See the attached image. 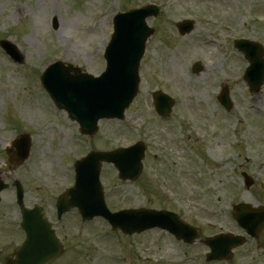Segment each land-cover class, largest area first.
Listing matches in <instances>:
<instances>
[{
	"label": "rangeland",
	"instance_id": "rangeland-1",
	"mask_svg": "<svg viewBox=\"0 0 264 264\" xmlns=\"http://www.w3.org/2000/svg\"><path fill=\"white\" fill-rule=\"evenodd\" d=\"M149 3L161 5L163 14L149 21L158 32L147 44L139 94L124 121H101L91 141L52 103L40 75L58 60L100 74L115 14ZM187 18L196 27L182 36L176 23ZM238 38L264 44V0H0V40L12 41L24 57L17 65L0 48V168L8 166L6 143L29 132L30 159L13 174L24 186L26 205L44 207L66 247L53 264H170L175 251L171 237L158 229L126 236L102 218L83 223L76 210L57 223L56 201L74 183L76 159L92 148L112 150L139 139L149 147L144 175L157 179L161 196L145 195L140 180L120 181L116 169L105 164L102 184L112 211L143 206L183 212L188 205L213 206L212 198L202 201L201 196L216 181L222 183L220 189L241 187L240 202L257 205L264 199V86L252 95L241 78L247 62L234 48ZM200 61L203 70L194 74L193 64ZM223 82L234 103L230 113L215 102ZM157 90L177 101L170 122H161L154 111L152 93ZM178 132L191 157L185 184L171 173L179 166L170 164L183 161L177 157L182 155ZM243 172L257 183L249 191L237 177ZM196 215V210L185 213L192 221ZM19 223L10 188L0 204V264L23 241Z\"/></svg>",
	"mask_w": 264,
	"mask_h": 264
},
{
	"label": "water",
	"instance_id": "water-1",
	"mask_svg": "<svg viewBox=\"0 0 264 264\" xmlns=\"http://www.w3.org/2000/svg\"><path fill=\"white\" fill-rule=\"evenodd\" d=\"M145 16L144 11H131L127 15L116 18V32L106 51L108 71L101 78L94 79L91 76L82 75L78 70L76 75L72 76L71 68H65L62 63L51 65L43 74L42 82L45 87L58 105L66 109L71 118L80 123L84 134L92 136L96 133L97 122L101 118H122L125 108L134 98L137 92L138 65L143 54L144 40L150 33L144 27ZM126 18L131 22L132 29L129 37L122 42L124 35L120 23L125 25ZM129 19H137V21ZM192 26L191 22L185 23L180 26V31L183 34L190 32L193 29ZM0 45L14 60L22 61L23 57L15 45L8 41H2ZM236 47L245 52L251 62L253 74L261 64L264 68V50L261 45L251 41H237ZM247 78L250 79L251 90L257 91L263 84L264 75H261L258 82L253 80L254 77L251 74H248ZM164 101L158 105L159 110L169 109ZM221 102L226 104L223 98ZM30 145L27 136L21 137L14 143L16 159H11L13 165H19L28 158ZM139 147L114 153H91L87 158L79 161L76 164L75 187L62 195L58 202L59 216L77 207L85 221L95 216H103L112 223L114 228H121L128 234L140 233L157 226L169 228L171 231V226L165 225L166 222L175 223L169 213L126 210L111 214L106 207L99 180L102 162L116 163L122 179L134 180L142 170L145 148L143 145ZM2 187L0 186V190ZM20 204L22 205V202ZM23 212L22 227L27 233V239L15 254L16 260H10L7 264H49L63 253V247L41 209L28 211L23 208ZM181 227L185 228L182 225Z\"/></svg>",
	"mask_w": 264,
	"mask_h": 264
},
{
	"label": "flooded vegetation",
	"instance_id": "flooded-vegetation-1",
	"mask_svg": "<svg viewBox=\"0 0 264 264\" xmlns=\"http://www.w3.org/2000/svg\"><path fill=\"white\" fill-rule=\"evenodd\" d=\"M178 153L182 154L178 156V159L183 161L174 162L172 165H175L176 168L179 166V168L178 171L171 169V173L173 176L182 177L181 183L185 184L190 178V170L186 165L188 157L179 149ZM182 166H184L183 171H181ZM217 183L218 186L222 185V183ZM229 186L231 188L204 189L202 191V201H207L210 197L214 204L213 206L202 204L204 208L198 209L201 211L198 216L200 222H194L203 231L205 237L192 245L177 242L174 239L177 247L171 259V264H264V220L260 217H254L252 221L247 222L258 236L248 234L240 223L234 219V206L239 204L237 198L239 186L233 184H229ZM214 187L216 188V186ZM261 201L264 203V199ZM242 213V211H239V214ZM220 233L232 234L239 238L233 247L223 241V244L218 247V251L223 255V258L208 261L207 256L211 253L212 248L206 243V239Z\"/></svg>",
	"mask_w": 264,
	"mask_h": 264
}]
</instances>
